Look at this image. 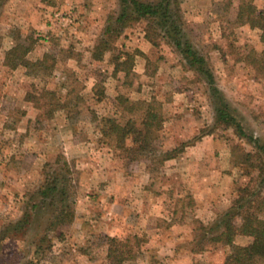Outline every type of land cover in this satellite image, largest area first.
I'll return each instance as SVG.
<instances>
[{"label": "rangeland", "instance_id": "obj_1", "mask_svg": "<svg viewBox=\"0 0 264 264\" xmlns=\"http://www.w3.org/2000/svg\"><path fill=\"white\" fill-rule=\"evenodd\" d=\"M253 3L258 10L264 9V0ZM178 5L187 38L206 58L217 89L234 109L244 132L264 143V77L247 60L251 49L257 54L264 49L260 31L234 23L237 0H178ZM118 12L119 0H7L0 7V228L21 216L25 194L42 181L43 165L60 153L72 171L74 221L62 240L53 241L40 264H109L106 236L129 241L135 258L123 264H222L228 247L190 253L200 234L194 222L211 225L232 205L236 187H256L257 172L244 176L235 166L242 152H252V145L232 128L215 126L207 85L183 67L172 48L162 42L155 47L145 39V22L125 29L111 51L93 60L92 48L109 16ZM30 37L34 40L27 56L30 61L44 54L54 59L48 76L4 65L6 51L16 41L27 45ZM124 52L135 55L130 74L114 75V57ZM146 60L152 65L147 66ZM93 88L94 92L103 88L101 103L95 102ZM70 89L82 101L71 99L69 106L75 103L76 108L69 113L58 111L50 120L38 119L41 112L25 101L27 94L49 90L63 102ZM119 95L130 102L156 101L162 106L163 128L151 152L133 161L100 138L99 121L93 118H118ZM67 141L77 142L78 148H67ZM181 146L184 149L177 158L162 162L167 151ZM214 170L222 172L219 179ZM108 172L111 177L106 179ZM213 177L218 185L206 199L212 202L197 203L190 183ZM124 181L130 182L127 199L114 186ZM141 207L152 213L147 223L152 227L185 224L174 234L178 238L175 251L174 245L146 250L149 240L135 222ZM135 238L140 241L137 246ZM245 241L237 238L236 243ZM25 244L3 241L0 264H17Z\"/></svg>", "mask_w": 264, "mask_h": 264}, {"label": "trees", "instance_id": "obj_2", "mask_svg": "<svg viewBox=\"0 0 264 264\" xmlns=\"http://www.w3.org/2000/svg\"><path fill=\"white\" fill-rule=\"evenodd\" d=\"M6 1L0 0V7ZM237 1L234 23L258 29L261 33L260 41L264 46V9L258 10L253 0ZM107 22L101 38L92 48L93 60H99L106 51H111L112 44L125 29L135 23L145 22V39L155 47L162 42L172 48L180 55L183 67L193 71L198 80H203L207 85L215 126L232 128L240 139L246 138L252 145V152H242L235 166L241 168L243 175L248 177H252V173L256 171V187H236L232 205L223 214L218 215L211 225L205 226L195 221L194 224H197L200 232V242L198 241L190 253L194 255L209 251L212 247H228L229 252L222 264H264V143L244 132L234 109L217 89L206 58L187 38L178 0H119L118 14L110 15ZM29 39L27 45L16 41L13 47L6 51L4 65L11 70L19 67L30 68L43 76L50 75L54 68L53 57L44 54L41 59L30 61L27 56L34 47V40L31 37ZM134 56L124 52L114 57L116 64L113 74L121 72L125 76L129 75ZM247 60L264 77V49L258 54L251 49ZM146 64L152 65L148 60ZM74 93V89L66 90L65 100L61 102L54 91L42 90L38 95L27 94L25 101L32 103L33 107L41 112L37 116L38 119L50 120L58 111L69 113L72 112L70 108H76L75 103L72 104L74 106L68 104L71 99L75 102L82 101V97ZM103 95V88L95 92L93 88L96 103L102 102ZM116 101L119 111L117 112L120 114L118 118L116 115L96 117L93 113L94 120L99 121L100 138L107 145L121 150L125 158L132 161L139 159L151 152L152 143L163 128L162 106L156 101L130 102L123 95L117 96ZM137 112L139 115H136ZM122 113L133 116L126 118ZM183 149L181 146L179 149L167 151L162 162L177 158ZM40 174L42 181L25 194L28 198L22 202L21 216L0 228V251L5 240L26 243L17 264H40L52 250L53 241L62 240L66 229L74 221L73 177L70 165L63 155L58 153L52 162L45 163ZM104 238L109 264H123L135 258L128 240L108 236ZM237 238L247 241L238 244ZM135 240V245H139L140 241L136 238Z\"/></svg>", "mask_w": 264, "mask_h": 264}, {"label": "crops", "instance_id": "obj_3", "mask_svg": "<svg viewBox=\"0 0 264 264\" xmlns=\"http://www.w3.org/2000/svg\"><path fill=\"white\" fill-rule=\"evenodd\" d=\"M58 4H60V3H58ZM78 145L79 144L77 142H75V141H67L65 143V146L67 148H71V150H74L75 148H78ZM201 148H202V144L199 143V145L197 147V150L200 151ZM203 153H204V150H203ZM202 156L203 155H201V157ZM214 171H215V173H214L215 177H216V175L218 176V173H219V176H218V179H219L222 176V172H220V171L218 172L216 170H214ZM106 175H107L105 177L106 179L108 177H111V174L109 172L106 173ZM108 181H109V179H108ZM217 181L218 180H216V178H214V177L212 179L211 178L210 179H204V180H201V181L193 180L192 183H190V185L192 186L191 190H192L193 198L195 199V201H197V203H202V202L210 203V202H212V199H209V200H206V199H208L211 195L214 194V190L216 189V186L218 185ZM129 183H130L129 181H127V182L124 181L123 183H119L118 182V183H115V185H114V182H113L112 185H114L118 189L120 188L119 192H121V191L123 193L125 192V195L123 197L127 199V195H130L129 194L130 193L129 192V187L127 186V185H129ZM125 186H127V187H125ZM149 196L153 198L152 195H149ZM93 198H95V196H93ZM215 203L216 202H214V204ZM121 207L124 208L126 206H121ZM201 214H203V212H201ZM151 216H153L152 213L143 212L142 207H141V209L136 212V218H135V222H137L138 225L140 226V230L142 231V233H145L147 235V241L149 240L146 250L147 251L150 250V248L153 247V246H154V248L160 250V249H162L165 246H168V245L169 246H173L174 245V247H173L174 250L173 251H175L177 249L176 246H177V239L178 238H176V236L174 234H175V232L178 229H181L182 227H185V224L171 223V224H169V226H167L168 228L160 229L158 227H152L151 225H147L148 220L150 219ZM198 218H200V214H199ZM110 228L111 227H109V229ZM112 231H113V229H111L109 232H112ZM106 234L110 235V233H108V232ZM166 234L170 235L169 238H167L168 235H166ZM114 235H115V233H114ZM153 235L156 236L157 241L154 240L155 237L153 238ZM152 238H153V240H152ZM156 243H157V245H156ZM84 262L88 263L89 261H87V259H84Z\"/></svg>", "mask_w": 264, "mask_h": 264}]
</instances>
